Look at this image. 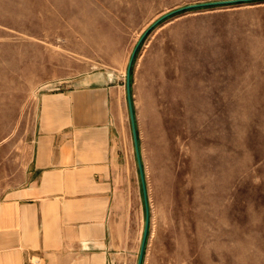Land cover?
Here are the masks:
<instances>
[{
	"label": "rangeland",
	"instance_id": "374dc122",
	"mask_svg": "<svg viewBox=\"0 0 264 264\" xmlns=\"http://www.w3.org/2000/svg\"><path fill=\"white\" fill-rule=\"evenodd\" d=\"M0 0V199L24 179L39 100L101 75L126 133L114 177L119 252L142 264H264V1ZM144 35V36H143ZM122 154V153H121Z\"/></svg>",
	"mask_w": 264,
	"mask_h": 264
},
{
	"label": "crops",
	"instance_id": "0c3cea01",
	"mask_svg": "<svg viewBox=\"0 0 264 264\" xmlns=\"http://www.w3.org/2000/svg\"><path fill=\"white\" fill-rule=\"evenodd\" d=\"M86 78L39 100L24 179L0 199V264H126L114 225L122 90Z\"/></svg>",
	"mask_w": 264,
	"mask_h": 264
},
{
	"label": "water",
	"instance_id": "95a60500",
	"mask_svg": "<svg viewBox=\"0 0 264 264\" xmlns=\"http://www.w3.org/2000/svg\"><path fill=\"white\" fill-rule=\"evenodd\" d=\"M257 1H264V0H215V1H206V2H201V3L189 4V5L174 9L162 15L159 19H157L149 27V29L144 33V35L160 21L174 14H177L179 12H183V11H187L191 9H200V8L214 7V6H225V5H232V4H242V3H250V2H257ZM135 53H136V48L133 50L131 54L129 64L127 67L125 89H126V96H127V105H128V112H129L131 134H132L134 151H135V156H136V161H137V166H138V171H139V176H140V181H141V189H142L143 205H144V227H143V233H142L140 247H139L138 259L136 262V264H142L145 244L147 240L148 226H149V208H148L145 182H144V176H143V166H142L141 157H140L139 141H138V135H137V129H136V123H135V115H134L133 104H132V99H131L130 73H131V65H132V61H133Z\"/></svg>",
	"mask_w": 264,
	"mask_h": 264
}]
</instances>
